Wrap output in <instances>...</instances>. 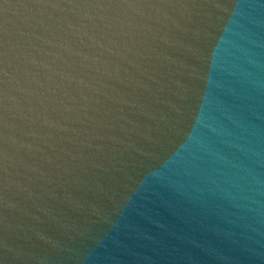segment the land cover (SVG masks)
I'll return each mask as SVG.
<instances>
[{"label": "water", "instance_id": "1", "mask_svg": "<svg viewBox=\"0 0 264 264\" xmlns=\"http://www.w3.org/2000/svg\"><path fill=\"white\" fill-rule=\"evenodd\" d=\"M0 264H264V0H0Z\"/></svg>", "mask_w": 264, "mask_h": 264}]
</instances>
